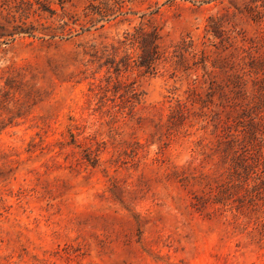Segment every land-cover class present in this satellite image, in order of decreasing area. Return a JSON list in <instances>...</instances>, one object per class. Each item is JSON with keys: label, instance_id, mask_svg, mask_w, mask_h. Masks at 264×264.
Here are the masks:
<instances>
[{"label": "rangeland", "instance_id": "rangeland-1", "mask_svg": "<svg viewBox=\"0 0 264 264\" xmlns=\"http://www.w3.org/2000/svg\"><path fill=\"white\" fill-rule=\"evenodd\" d=\"M261 86L264 0H0V264H264Z\"/></svg>", "mask_w": 264, "mask_h": 264}, {"label": "trees", "instance_id": "trees-1", "mask_svg": "<svg viewBox=\"0 0 264 264\" xmlns=\"http://www.w3.org/2000/svg\"><path fill=\"white\" fill-rule=\"evenodd\" d=\"M141 38L140 43L142 44V60L140 65L146 68V71H150L155 66V61L158 59L159 50H158V39L159 34L156 31H152L151 33L140 32L138 36H134ZM260 90L261 95L259 96V103L264 106V86H261Z\"/></svg>", "mask_w": 264, "mask_h": 264}]
</instances>
